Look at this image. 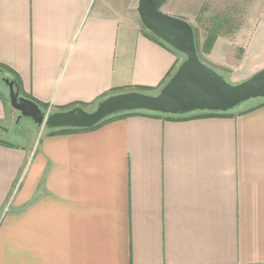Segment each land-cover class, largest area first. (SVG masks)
<instances>
[{
    "label": "crops",
    "instance_id": "crops-1",
    "mask_svg": "<svg viewBox=\"0 0 264 264\" xmlns=\"http://www.w3.org/2000/svg\"><path fill=\"white\" fill-rule=\"evenodd\" d=\"M181 1L192 26L199 1L206 29L220 17L212 64L233 68L223 44L238 60L264 52V0ZM127 13L117 0H0V63L47 112L157 91L179 53ZM1 93L0 128L17 114ZM241 110L132 114L27 146L0 135V264H264V105Z\"/></svg>",
    "mask_w": 264,
    "mask_h": 264
},
{
    "label": "water",
    "instance_id": "water-1",
    "mask_svg": "<svg viewBox=\"0 0 264 264\" xmlns=\"http://www.w3.org/2000/svg\"><path fill=\"white\" fill-rule=\"evenodd\" d=\"M165 1L138 0L136 6L141 23L185 56L156 92H117L99 99L90 110L76 105L47 112L33 100L19 95L15 81L6 74L3 80L8 87L9 102L19 112L18 118L30 117L39 127L88 128L107 116L125 111L165 114H184L193 110L224 112L251 98L264 97V67L238 82H228L198 57L192 25L161 10Z\"/></svg>",
    "mask_w": 264,
    "mask_h": 264
},
{
    "label": "rangeland",
    "instance_id": "rangeland-1",
    "mask_svg": "<svg viewBox=\"0 0 264 264\" xmlns=\"http://www.w3.org/2000/svg\"><path fill=\"white\" fill-rule=\"evenodd\" d=\"M119 2H122L123 8H125V11L129 17L136 22V24L140 28L147 29L140 21L137 10H136V4L137 0H117ZM175 0H166L165 3L161 6V10L165 13H168L170 15L180 17L188 21L192 25V19H190V14H192V11H187L186 17H182L179 15V11L185 10L184 6H180L178 8H175L174 6ZM188 2L191 1H181L182 4H188ZM198 3V11H197V19L193 22V26L197 29L198 32V41L199 43L202 42V35H204L206 28L204 27V24L209 23L208 17L204 13V1H199ZM193 4H190V10H195L193 7ZM194 8V9H193ZM197 8V7H196ZM217 14H220V11H216ZM125 25V23L122 21L120 24V28H122ZM245 47V45H242ZM254 46V45H253ZM259 49L254 52V49H246V53L242 52V56L244 54V59L238 60L240 56L239 47L236 45L228 44V45H220L218 49L224 53V58L222 59L225 63H228V65H232V67H221L216 66L212 64L211 61L207 60L205 58V53L200 50L201 57L204 60V63L212 67L215 71H217L219 74H221L225 80H227L230 83L238 82L239 78H243L244 76H250L254 72L258 71L259 69L263 68L264 66L261 65V62L264 60V52L262 50V45H258ZM261 48V49H260ZM179 53V61L184 59V54L181 52ZM241 56V57H242ZM1 78V75H0ZM246 78V77H245ZM262 97H256L251 98L249 100H246L244 102H241L240 104L234 106L233 108H230L227 111H238L241 109H245L248 106H252L253 104L260 101ZM11 105V104H10ZM95 106V105H94ZM11 111V110H10ZM14 111V110H13ZM203 110H193L188 113H196ZM15 113V112H14ZM184 113V114H188ZM19 112L17 111V114H13L5 118V120L1 123L0 128V135L1 138H3L6 141L20 144L23 146H27L28 144H31L34 140H38V138L48 129L47 127L43 126L42 128L37 126L30 117L26 116H20L18 118Z\"/></svg>",
    "mask_w": 264,
    "mask_h": 264
},
{
    "label": "trees",
    "instance_id": "trees-1",
    "mask_svg": "<svg viewBox=\"0 0 264 264\" xmlns=\"http://www.w3.org/2000/svg\"><path fill=\"white\" fill-rule=\"evenodd\" d=\"M214 19H215V26L206 29V31H207L206 36H205V38L203 39V41L201 43H199V41H198L197 29L194 26H192L193 27V31H194V40H195L196 52H197L198 57L200 58V60L203 61V62H204V60L201 57L200 50L202 52H204V53L209 52L211 50L212 46H213V43H214L216 37L219 35L220 30H221L220 29V17L216 16ZM148 32L150 33V35L152 37H154L155 39L159 40L163 45H165L166 47L172 49L173 51L178 52L177 50L172 48L170 45H168L166 42H164L163 40H161L157 36H155L153 33H151L149 30H148ZM184 58H185V56H184ZM181 61L182 60L178 61V64ZM176 67H174L167 74V76H166L165 80L163 81L162 85L172 75V73L174 72ZM6 74L9 76L10 79H15L11 69L9 67H7L6 65L0 63V75H1V77L6 76ZM15 82L17 83V87L19 88V84H18L16 79H15ZM0 87H2V89H3L2 90L0 88L2 90V91L0 90L2 92V93L1 92L0 93L3 95L4 99L9 102L8 87H7V85L5 84V82L2 79L0 80ZM138 91L149 92V93L156 92V91L151 92L149 88H145V87H140V89ZM111 93L112 92H107V93L103 94L101 97H99V99L103 98V97H105L107 95H110ZM29 99H31L34 102H36L38 104V106L42 110H44V111L46 110V108H47L46 104H44V103H42L40 101H37V100L33 99L32 97H29ZM99 99H97V100H99ZM76 105H80L82 107H85L88 110L92 109V107L87 108L86 104H84V103H79V104L72 103V104H69V105L63 107V109H68V108H71V107L76 106ZM261 105H264V97H262V99L260 101H258L257 103L253 104L252 106H248L247 108H245V109H243L241 111L244 112V111H247V110H251V109L259 107ZM227 113H229V111L222 112V111L203 110V111H200V112L188 113V114H165V113L151 112V111H146V110H132V111H125V112H120V113H117V114H113V115L107 116L104 119H102L101 121H99L98 123H96L95 125H93L91 127H88V128H93V127L99 126V125H101V124H103V123H105V122H107V121H109L111 119H114V118L125 117V116L132 115V114L164 115L165 117H168V118H170V117L171 118L172 117L189 118V117H198V116L226 115ZM88 128H48V129L50 130L51 133H59V132H64V131H69V130H79V129H88ZM0 142H4V141L0 139Z\"/></svg>",
    "mask_w": 264,
    "mask_h": 264
}]
</instances>
